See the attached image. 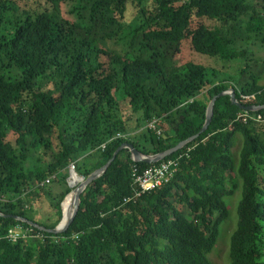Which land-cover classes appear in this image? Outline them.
<instances>
[{
    "label": "trees",
    "instance_id": "obj_1",
    "mask_svg": "<svg viewBox=\"0 0 264 264\" xmlns=\"http://www.w3.org/2000/svg\"><path fill=\"white\" fill-rule=\"evenodd\" d=\"M183 1L0 0V213L52 231L71 164L87 180L125 143L146 155L171 149L201 131L213 98L231 88L244 106H264V62H237L264 22L251 0ZM245 113L219 98L210 129L164 160L187 154L175 177L136 202L125 203L133 168L161 162L121 152L64 235L34 229L43 240L13 243L10 229L30 227L0 217V264H214L225 199L240 187L229 264H264V110L251 113L261 122Z\"/></svg>",
    "mask_w": 264,
    "mask_h": 264
},
{
    "label": "water",
    "instance_id": "obj_2",
    "mask_svg": "<svg viewBox=\"0 0 264 264\" xmlns=\"http://www.w3.org/2000/svg\"><path fill=\"white\" fill-rule=\"evenodd\" d=\"M225 96H230L233 104L240 107L242 110H244L246 112H257L260 110H264V106H250V107L244 106L238 100L236 90L234 88H231L230 90L223 92L220 95L215 96L213 98V100L211 101V103L208 107L206 122H205L203 128L201 129V131L199 133H197L196 135L191 136L190 138L180 142L179 144H177L175 147H173L171 149H168L164 152H160V153L153 154V155L143 154L139 149L136 148V146L134 144L125 143L115 152V155L113 156L112 160L105 167L94 172L92 175H90L88 177L87 180H85L83 177H81L82 179H84V183L81 184L75 191V200H74V204H73V209L70 212L68 218L66 220H64V205H65L68 197L71 195V193H70L65 198V200L63 201V203L61 205L62 221L56 229H54L52 231L46 230L45 228H42L39 225L31 223L30 221H28L25 218L18 216V215H4V214L0 213V217H4V218H8V219H13V220H16L19 222H23V224H26L29 227H32L39 232L47 233L49 235L59 236V235L66 234L70 230L71 226L73 225V223H74V221H75V219L79 213L80 205H81V197L84 194V192L88 189V187L90 185H92L94 182L99 180L108 171V169L112 166V164H114L116 162V159L121 154V152H123L125 150H129L132 154L131 159L136 163H145V164L151 165V164H156V163L164 161L165 159L169 158L173 154H176L177 152L184 149L189 144L193 143L202 134H204L208 129H210V127L213 123L214 117H215V110H216L217 102H218L219 98H222ZM71 176H72V173H70V178H71ZM67 185L69 187L68 181H67ZM69 189H70V187H69Z\"/></svg>",
    "mask_w": 264,
    "mask_h": 264
},
{
    "label": "built area",
    "instance_id": "obj_3",
    "mask_svg": "<svg viewBox=\"0 0 264 264\" xmlns=\"http://www.w3.org/2000/svg\"><path fill=\"white\" fill-rule=\"evenodd\" d=\"M187 0H184L183 2H186ZM252 112H246L241 118L244 122L248 121H255V122H261L262 117L260 115H253ZM150 129L157 130L159 134L162 133L161 130H158V121H154L149 125ZM126 135L118 134L117 138H125ZM107 145H104L102 147L103 150H106ZM187 154H181L175 159H170L167 161H162L157 166H152L149 168H146L144 170H141L137 167L133 168L132 171V185L134 188V195L130 198L125 199V203L129 202H136L138 199H140L143 195L146 193L155 191L157 189H160L164 186H166L177 174L181 161L186 157ZM69 172H77L75 164H71L69 168ZM57 178L48 179L45 183L40 184L37 186L36 190H43L47 188L48 186H51L52 183ZM0 200L2 198L0 197ZM8 239L13 243H18L22 240H28V239H41L43 240V237L36 236L34 234V228H24L22 226H16L9 230L8 233ZM78 238L75 237V240Z\"/></svg>",
    "mask_w": 264,
    "mask_h": 264
},
{
    "label": "rangeland",
    "instance_id": "obj_4",
    "mask_svg": "<svg viewBox=\"0 0 264 264\" xmlns=\"http://www.w3.org/2000/svg\"><path fill=\"white\" fill-rule=\"evenodd\" d=\"M9 29H10L9 25L5 23L2 30L3 31H9ZM186 49H188V47H186ZM186 56L188 58H190V56L188 55V51H187ZM195 59H197L201 63L205 62V58L203 56L201 57V56L195 55ZM120 96H121V94H119V97ZM238 141L235 144V148L233 150L234 153L236 154L237 158H239L240 149L242 147L241 139L240 140L238 139ZM56 187L57 186H55V188ZM58 187H60V189L63 192L66 191L65 186L59 185ZM68 189H69V187H68ZM242 197H243V190H242V187H240L238 190H236L234 192L233 195H231L225 199V201L228 205L227 219L224 222V224H222L220 227V235H219L218 242L216 244L215 249L208 256L214 264H229V250H230L231 237H232V234L235 231L237 224H238V221H239L238 207H239V203L242 200ZM45 213H46V211L44 209H42L40 212H38L37 215L42 216ZM193 217H194L193 213H190V215H188L189 220H192Z\"/></svg>",
    "mask_w": 264,
    "mask_h": 264
},
{
    "label": "crops",
    "instance_id": "obj_5",
    "mask_svg": "<svg viewBox=\"0 0 264 264\" xmlns=\"http://www.w3.org/2000/svg\"><path fill=\"white\" fill-rule=\"evenodd\" d=\"M252 5H254L257 9V12H259V14L261 15V17L264 18V10L261 7V2L262 0H251ZM259 22V21H258ZM262 26V30H261V35H258L257 30L254 31V33L250 34V36L252 38H254L251 41H246L244 42L240 47V51L243 52L242 54V58L237 59L238 63H244V62H248L251 63L250 60H253L256 58V60H260L264 62V45L261 43V40L264 37V22ZM258 26L256 25L255 28H257ZM189 56H192V54L190 52H188ZM58 187V185H57ZM55 188L54 191L56 194H60L61 193V189Z\"/></svg>",
    "mask_w": 264,
    "mask_h": 264
},
{
    "label": "bare ground",
    "instance_id": "obj_6",
    "mask_svg": "<svg viewBox=\"0 0 264 264\" xmlns=\"http://www.w3.org/2000/svg\"><path fill=\"white\" fill-rule=\"evenodd\" d=\"M69 187L71 190V195L68 197L64 205V220H66L73 209V204L75 200V191L76 189L84 183V179L79 177L77 172H73L70 180H68Z\"/></svg>",
    "mask_w": 264,
    "mask_h": 264
}]
</instances>
